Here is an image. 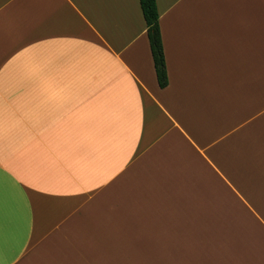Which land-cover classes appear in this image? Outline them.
<instances>
[{"label": "crops", "instance_id": "obj_1", "mask_svg": "<svg viewBox=\"0 0 264 264\" xmlns=\"http://www.w3.org/2000/svg\"><path fill=\"white\" fill-rule=\"evenodd\" d=\"M0 0V264H264V0Z\"/></svg>", "mask_w": 264, "mask_h": 264}, {"label": "trees", "instance_id": "obj_2", "mask_svg": "<svg viewBox=\"0 0 264 264\" xmlns=\"http://www.w3.org/2000/svg\"><path fill=\"white\" fill-rule=\"evenodd\" d=\"M138 2L146 25V34L157 83L160 89H164L167 86V77L158 25V11L156 7V1L138 0Z\"/></svg>", "mask_w": 264, "mask_h": 264}]
</instances>
